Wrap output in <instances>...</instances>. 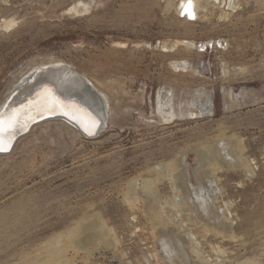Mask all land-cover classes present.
I'll use <instances>...</instances> for the list:
<instances>
[{"label": "rangeland", "instance_id": "obj_1", "mask_svg": "<svg viewBox=\"0 0 264 264\" xmlns=\"http://www.w3.org/2000/svg\"><path fill=\"white\" fill-rule=\"evenodd\" d=\"M181 3L0 0V109L51 62L110 99L95 138L56 120L0 155V264H177L161 238L188 264H264V0H200L194 19ZM181 41L196 47L164 49ZM200 89L213 112L188 115ZM206 166L210 211L192 194Z\"/></svg>", "mask_w": 264, "mask_h": 264}, {"label": "bare ground", "instance_id": "obj_2", "mask_svg": "<svg viewBox=\"0 0 264 264\" xmlns=\"http://www.w3.org/2000/svg\"><path fill=\"white\" fill-rule=\"evenodd\" d=\"M78 4L82 5V7L85 8V11L90 10L86 3L79 2ZM181 5L180 13H183L184 17L191 19L197 17L199 14L198 11L203 9L200 0H182ZM74 7L73 8L77 10V5ZM178 45L186 46L190 49H195L196 47L193 42L181 41L177 42L172 47L164 46V49L167 51L171 49L174 50ZM174 64L178 69L187 68V70H193L191 64L186 61L184 64H182V62ZM197 93L201 103L200 110L198 112H187L188 115L194 116L199 113L201 116L212 113L213 105L211 94L205 89H200ZM15 94H18V96L13 102L8 103L11 96ZM11 96H9V99L5 101L3 107L0 109V119L7 121L9 117L14 116L16 118V123L13 130H5L4 143L7 150L0 151V155L5 156L12 153L23 136L31 133L35 127L51 121L61 120L66 124H71L79 134L89 139L95 138L105 128L108 122L106 113L110 108L109 97L105 93L97 91L95 86L93 88L85 77L75 74L67 65L61 62H51L42 64L41 66L39 65L31 75L23 79L17 90H15ZM201 96L203 98L200 99ZM173 97L174 93L171 90L159 93V114L165 121H173L178 116L184 115V112H178L175 109ZM195 103L196 101L193 102V104ZM58 115L64 118H52ZM93 121H95V127L91 126ZM86 128H89L90 131L86 130ZM208 152L209 153H207L206 156L202 152L199 154L202 165H204L203 162L205 163V161L209 164L211 157L212 159L220 158L216 152ZM201 169H203L202 166ZM209 173L210 171L207 169V171L203 170V174H197L198 186L193 187L192 189V194H194L197 199V205H200L201 207L205 206L206 208H208L207 206L210 204H208L209 202L205 193L204 184L208 183ZM171 178L175 183H177V180L181 181V188L183 191L186 190L187 192H191L188 177L185 173L182 174L178 172L177 176L171 175ZM165 239L161 238V243H159L161 244L160 247H162L164 254L162 256L165 258L167 256V258L171 259V255H173L174 251H172L171 248L172 244L178 251V253H174L175 256L173 255L175 257L174 259L178 260L177 264H188L190 256L188 253H185L182 247V243L187 244V242H185V240L182 242L176 238L174 241L171 239H169V241ZM159 250L161 249L159 248Z\"/></svg>", "mask_w": 264, "mask_h": 264}, {"label": "snow or ice", "instance_id": "obj_3", "mask_svg": "<svg viewBox=\"0 0 264 264\" xmlns=\"http://www.w3.org/2000/svg\"><path fill=\"white\" fill-rule=\"evenodd\" d=\"M54 110V109H53ZM67 114V113H65ZM15 123H16V118L13 116V117H9L7 121L3 120V119H0V151H6L7 148H6V145L4 143V134H5V130H13L14 127H15ZM92 127H95V121L92 122ZM86 130H89V128H86ZM91 134V132H90Z\"/></svg>", "mask_w": 264, "mask_h": 264}, {"label": "water", "instance_id": "obj_4", "mask_svg": "<svg viewBox=\"0 0 264 264\" xmlns=\"http://www.w3.org/2000/svg\"><path fill=\"white\" fill-rule=\"evenodd\" d=\"M17 96H18V94H15V95L11 96V98L9 99V102H8V103L13 102V100H14ZM52 118H64V117L58 115V116H55V117H52Z\"/></svg>", "mask_w": 264, "mask_h": 264}]
</instances>
